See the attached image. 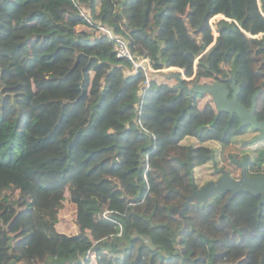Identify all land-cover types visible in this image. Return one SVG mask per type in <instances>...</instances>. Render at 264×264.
I'll return each mask as SVG.
<instances>
[{
    "label": "trees",
    "instance_id": "16d2710c",
    "mask_svg": "<svg viewBox=\"0 0 264 264\" xmlns=\"http://www.w3.org/2000/svg\"><path fill=\"white\" fill-rule=\"evenodd\" d=\"M98 24L185 76L151 79L148 132L144 72ZM205 77L235 79L247 107L259 91L264 119V0H0V264H264L261 197L218 194L181 213L208 142L252 130L187 92ZM248 162L257 174L264 158ZM11 186L17 201L2 202ZM67 190L73 234L58 228Z\"/></svg>",
    "mask_w": 264,
    "mask_h": 264
},
{
    "label": "water",
    "instance_id": "95a60500",
    "mask_svg": "<svg viewBox=\"0 0 264 264\" xmlns=\"http://www.w3.org/2000/svg\"><path fill=\"white\" fill-rule=\"evenodd\" d=\"M232 82L231 87L216 80L211 82H195L191 86H186V89L190 94L197 92L212 95L219 111H226L232 115L237 114L241 127L250 125L254 130L261 132L254 140H264V120H259L256 115L257 98L260 92L256 91L254 93L252 104L250 107H247L239 101L241 85L237 84L235 79H233ZM232 90L233 92H231ZM247 162L248 159L242 164L243 172L240 178H235L228 170L221 169V176L217 181H208L200 188H198L197 185H194L193 192L182 203L183 206L181 213L184 214L185 209L193 201L204 203L209 201L215 195L227 193L230 194L226 204H229L238 194L244 192L252 193L257 197H261L258 203V206L261 207L264 204V176L248 175Z\"/></svg>",
    "mask_w": 264,
    "mask_h": 264
},
{
    "label": "rangeland",
    "instance_id": "374dc122",
    "mask_svg": "<svg viewBox=\"0 0 264 264\" xmlns=\"http://www.w3.org/2000/svg\"><path fill=\"white\" fill-rule=\"evenodd\" d=\"M82 12L86 13V9L82 8ZM223 15L215 16L212 21L215 22L219 18H222ZM99 33V31H98ZM214 34L217 35L216 28L214 26ZM213 49L209 46L204 52L200 54L197 58V61L200 58H207L212 53ZM196 61V62H197ZM152 79L153 77L161 83H165L168 85H175L181 81V78L185 76L178 73L177 68H165L163 70L157 71L154 70L149 75ZM213 81L210 77H205L201 80V82H211ZM253 137V133L249 132L247 135L241 136L235 143L228 145L227 147H222L217 142L210 141L208 144L214 149V158L212 161L206 165L200 166L196 169L195 177L199 184H204L206 181L216 180L218 174L215 173V164L218 168L223 167L235 177L240 178L241 176V164L240 161H244L245 156L254 157L260 149H256L258 145H263V143H253L251 138ZM247 139V140H244ZM183 143L191 144L193 146H197V140L190 137H185ZM237 157V158H236ZM252 163L256 161V158H248ZM263 165V164H262ZM253 167V166H252ZM251 167V168H252ZM250 168V169H251ZM252 170V169H251ZM201 186V185H200ZM19 196V190L15 189L13 186L8 187L2 194L1 201L2 202H16ZM64 205L60 212V221L58 223V228L61 231H65L69 234H73L77 232V227L75 224V215L76 209L75 205L70 202V194L67 190L65 192Z\"/></svg>",
    "mask_w": 264,
    "mask_h": 264
},
{
    "label": "built area",
    "instance_id": "2783aa9c",
    "mask_svg": "<svg viewBox=\"0 0 264 264\" xmlns=\"http://www.w3.org/2000/svg\"><path fill=\"white\" fill-rule=\"evenodd\" d=\"M83 14L87 15L86 13H83ZM88 20L90 23H92V24L94 23V21H92V19L89 17H88ZM97 28H98L100 33H103V32L106 33L111 39H113L115 41L114 48H115V51H116L118 57L127 58V59L131 60L132 65H133V72H139L141 70L144 72L145 80L143 82L144 87L141 91V101L137 104V108L139 110L138 115H139L140 120L138 119L137 121L139 123H141V126L143 127V129L148 132L149 130L146 127H144L142 122H141L142 121L141 116H142L143 110H144L145 94H146V92H147V90L151 84V78L149 75L151 74L152 71H154L156 69H154L152 67L151 63L149 62V59L141 57V56H136L135 54H133V52L131 51L130 45H129V43L125 37H123L122 35H117L107 25L98 24ZM153 137H154V139H156V136L154 134H153ZM147 160L149 161V156H147Z\"/></svg>",
    "mask_w": 264,
    "mask_h": 264
},
{
    "label": "flooded vegetation",
    "instance_id": "af4514ba",
    "mask_svg": "<svg viewBox=\"0 0 264 264\" xmlns=\"http://www.w3.org/2000/svg\"><path fill=\"white\" fill-rule=\"evenodd\" d=\"M214 80H216V81H220V80H217V79H213V81ZM220 82H223V83H225V84H227L225 81H220ZM232 81H231V83L230 84H227L229 87H231L232 86ZM238 84V83H237ZM231 92H233V90L231 91ZM256 115H257V110H256ZM258 117V116H257ZM258 119L259 120H264V119H260L259 117H258ZM248 126H250V125H248ZM251 127V126H250ZM251 132L253 133V137L251 138L252 140V142L253 143H263V145H258L257 147H256V149H260V151H262V152H258L254 157H252V156H245L244 158V161L246 160V159H248V158H264V140H262V139H257V140H254L255 139V137L256 136H258L261 132L260 131H256V130H254L252 127H251ZM237 158V157H236ZM244 161H240V164H241V169H242V171H241V175H242V172H243V162ZM248 161H249V159H248ZM221 169H225V168H223V167H219L218 168V166L215 164V173H217L218 174V177L216 178V180H214V181H217L218 179H219V177L221 176V172H220V170ZM249 169H250V163L249 162H247V174L248 175H251V176H258V175H263L264 176V163H263V165H262V168L260 169V170H258L257 171V174H252L251 172H253V171H249ZM249 171V172H248ZM231 173V172H230ZM241 177V176H240ZM211 181V180H210ZM208 181H206L205 183H207ZM198 183V182H197ZM197 183H195L194 185H197V187L198 188H200V187H202L204 184H197ZM201 185V186H200Z\"/></svg>",
    "mask_w": 264,
    "mask_h": 264
}]
</instances>
